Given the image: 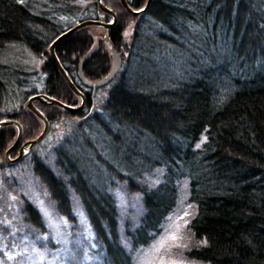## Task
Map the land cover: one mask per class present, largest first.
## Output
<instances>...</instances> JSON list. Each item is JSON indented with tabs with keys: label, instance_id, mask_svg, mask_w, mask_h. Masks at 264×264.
Wrapping results in <instances>:
<instances>
[{
	"label": "trees",
	"instance_id": "1",
	"mask_svg": "<svg viewBox=\"0 0 264 264\" xmlns=\"http://www.w3.org/2000/svg\"><path fill=\"white\" fill-rule=\"evenodd\" d=\"M128 1L136 8L144 0ZM109 6L117 20L107 39L122 55L121 66L93 96L84 90L80 109L63 110L77 121L55 130L61 135L55 168L35 156L31 171L63 214L70 209L68 188L80 198L102 243L97 264H129L109 190L116 182L138 193L143 204L140 227L129 235L133 245L146 244L158 231L185 182L194 206L188 257L203 264H264V0H151L138 16L118 0ZM99 10L94 0H0V109L20 121L25 139L38 129L32 132L38 123L33 115L32 129L26 125L29 94L78 101L48 44L79 17ZM125 15L136 17L130 44L123 36ZM144 15L147 27L155 26L152 37L139 31ZM95 40L78 28L53 45L71 77L77 78L76 61ZM9 47L14 50L8 53ZM20 49L41 58L39 72L20 61ZM108 54L98 39L83 74L104 75ZM42 106L52 108L41 110L48 121L62 110ZM14 131L13 125L1 130L0 145ZM23 207L26 220L39 225L36 208L30 202Z\"/></svg>",
	"mask_w": 264,
	"mask_h": 264
},
{
	"label": "rangeland",
	"instance_id": "2",
	"mask_svg": "<svg viewBox=\"0 0 264 264\" xmlns=\"http://www.w3.org/2000/svg\"><path fill=\"white\" fill-rule=\"evenodd\" d=\"M87 2L85 1V4ZM105 2L109 5L114 0H105ZM122 13L126 12L123 10ZM127 19L128 25L123 36L128 35L125 42L130 44V32L134 19L130 16ZM147 19V15H144V19L140 23L142 26L138 30L142 35L149 34L152 37L151 25L147 27L151 23L146 22ZM69 21L71 20L68 17L63 19L64 24ZM176 24L178 25L175 26L179 28L181 22ZM78 28L86 29L89 35H101V28L95 25H84ZM151 28L155 30L154 25ZM12 50L14 48L9 47L7 52ZM134 50L133 48L132 51ZM118 53L122 58L119 51ZM125 54H128V51H125ZM19 55L20 61L25 63L27 68H32L35 73L39 72L37 69L40 67L41 58L39 59L28 50L23 49H20ZM32 103L40 111L45 108L52 109L49 106H42L41 109L39 106L43 103L35 100ZM32 103H30L31 106ZM25 108H27L26 105L23 106L24 110H26ZM0 112L5 113L3 109H0ZM31 115L38 119L32 132L37 128L36 131H38L41 127V120L34 113L28 114L30 120L26 122V125H30L31 129L34 126L35 119ZM50 116L51 120L48 123L46 136L38 144L33 145L19 160L11 163H6L4 160L11 155V152L5 153L4 150L13 142L15 131L12 137L0 145V264H97L102 254L100 252L102 248H99L95 243L93 245L91 227L81 208V202L78 201L72 188H68L73 216V219L69 220L54 208L53 202L55 203V201L50 197L46 186L39 177L29 170L31 169L30 163L35 156L44 160L46 164L49 163L51 168H55L53 160L54 157L56 158V153L54 155V152L61 139V135H57L55 130L60 129L59 127L75 126L74 123L77 121L75 115L68 116L63 113V110L57 111L55 116ZM104 118L108 120V117ZM63 120L65 125L60 126ZM71 133L74 134L75 131ZM24 137L25 135L22 138ZM37 161L40 160L37 159ZM99 172V169L94 172L95 177ZM59 173L61 172L59 171ZM186 187L185 182L179 183L175 203L161 222L158 231L146 244L136 248L130 246L127 232L134 229L140 221L141 198L138 193L129 191L121 182L114 183L113 187L109 189L115 200L118 242H121L123 248L128 251L129 264H203L187 255L193 239L187 223L194 213V206L187 198ZM25 201L30 202L38 211L41 227H34L24 220L23 205ZM178 217H184V219L179 220ZM40 221L38 220L39 223ZM185 221H187L186 224ZM177 224L180 226V231L177 234L178 240L173 241L170 239V235L176 232ZM162 244L163 246H161Z\"/></svg>",
	"mask_w": 264,
	"mask_h": 264
},
{
	"label": "water",
	"instance_id": "3",
	"mask_svg": "<svg viewBox=\"0 0 264 264\" xmlns=\"http://www.w3.org/2000/svg\"><path fill=\"white\" fill-rule=\"evenodd\" d=\"M96 2V5L104 10L105 12L109 13L111 16H112V19L111 21L109 22H103L101 20H98V19H83L81 21H79L78 23H75L73 26L69 27L68 29H66L65 31H62L61 33H59L56 37H54V39L48 44V52L49 54L51 55L54 63L57 65L59 71L61 72V74L64 76L66 82L68 83V85L75 91L77 92L80 97H81V101L80 103L77 105V106H70V105H67V104H64L63 102H61L60 100L58 99H55L51 96H48L44 93H37V94H33L31 96H29L27 98V105L42 119L43 121V127H42V130L41 132L34 138L32 139H29L27 141L28 143V146H30L33 142H35L38 138H40L42 136V134L44 133L45 129H46V126H47V122H46V119L44 118V116L37 110L35 109L33 106H31L30 104V100L32 98H35V99H38V100H41V101H48V102H51V103H55V104H58L60 105L61 107L65 108V109H68V110H75L77 108H79L82 104H83V101H84V95L81 91H79L73 84V82L69 79V77L67 76L65 70L63 69V67L61 66V64L58 62L54 52H53V45L54 43L59 39L61 38L62 36L66 35L67 33L71 32L72 30H74L75 28L81 26V25H85V24H97V25H101L104 27L105 29V32H104V35L107 33V30L113 25L114 23V20H115V13L108 7L104 6L100 0H95ZM120 2L123 4V6L131 13L133 14H136L138 13L139 11H142L148 4L149 0H146L144 6L140 9H132L130 7H128V5L126 4L125 0H120ZM96 44H92L91 47L84 52V54L78 59L77 61V71H78V74H79V77L80 79L86 83L87 85L91 86L92 89L95 88V86L99 85V84H102L104 83L105 81H107L112 75L113 73L116 71L117 69V66H118V63H119V58L118 56L115 54L113 48H111L112 50V55H113V60H112V63L106 73V75H104L103 77L97 79V80H88L86 79L82 73H81V66L82 64L84 63V61L93 53V50L95 48ZM4 122H11V123H14L17 125L18 127V132H17V137L15 138V140L12 142L11 145H9V147H7L6 149V152H8L17 142L18 140V137H19V134H20V128H19V125L16 121L12 120V119H5V120H1L0 123H4ZM21 147L22 145L20 146L19 148V154L21 152Z\"/></svg>",
	"mask_w": 264,
	"mask_h": 264
},
{
	"label": "snow or ice",
	"instance_id": "4",
	"mask_svg": "<svg viewBox=\"0 0 264 264\" xmlns=\"http://www.w3.org/2000/svg\"><path fill=\"white\" fill-rule=\"evenodd\" d=\"M200 145H197V147H199ZM185 215H187V213H185ZM178 219L179 220H183L184 219V217H178ZM187 223V221H185V224ZM179 231H180V226L177 224V226H176V232H174V233H172L171 235H170V239L171 240H173V241H177L178 240V233H179ZM205 243H206V241H205ZM161 246H163V244L161 245ZM178 246V245H177Z\"/></svg>",
	"mask_w": 264,
	"mask_h": 264
}]
</instances>
